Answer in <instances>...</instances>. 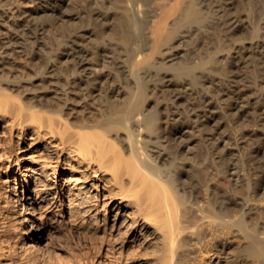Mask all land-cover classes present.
I'll list each match as a JSON object with an SVG mask.
<instances>
[{"label": "bare ground", "instance_id": "bare-ground-1", "mask_svg": "<svg viewBox=\"0 0 264 264\" xmlns=\"http://www.w3.org/2000/svg\"><path fill=\"white\" fill-rule=\"evenodd\" d=\"M31 1L32 19L6 31L27 54L0 50V126L40 153L20 177L11 163L0 175L10 182L0 180V264H264L256 0ZM232 50L237 64L259 60L257 75L248 74L254 86H232L242 69L218 66ZM221 83L235 100L231 112L212 86ZM216 107L236 125H213ZM214 128L216 151L211 139L214 151L206 147ZM3 138L0 159L9 160L12 140ZM51 208L66 214L58 221L73 225L82 253L43 243Z\"/></svg>", "mask_w": 264, "mask_h": 264}, {"label": "rangeland", "instance_id": "rangeland-1", "mask_svg": "<svg viewBox=\"0 0 264 264\" xmlns=\"http://www.w3.org/2000/svg\"><path fill=\"white\" fill-rule=\"evenodd\" d=\"M238 1V0H237ZM240 1V0H239ZM227 2H229L230 3V1H227ZM257 5V7H258V10H259V14H258V21H260V23H261V21H263L264 20V0H256L255 2H254V5ZM255 5V6H256ZM34 8V4L32 3V1L31 0H2L1 2H0V10L2 9V10H6V12H7V14L9 15V17L7 18L6 17V19H4V18H2V17H0V50H2V51H4V50H9V51H11L12 53L9 55V57H12V54H13V56L14 55H16L19 59H21V57H23L24 55H26L27 53H26V48L25 47H23L24 45H22L21 43H18V42H15L14 40H10L9 38V33H7V32H11V31H13L12 29H11V26H10V24L11 23H13V20L15 21V22H17V21H20V20H28V19H32L30 16H31V14H30V12H32V9ZM19 13H21L20 15H19ZM11 22V23H10ZM8 23H10L9 24V26H10V28L8 29L7 27H8ZM7 31V32H6ZM20 40H22V39H20ZM12 41V42H11ZM249 41L250 40H248V39H246V42L245 43H249ZM238 43V40L237 41H235V40H227L226 41V43ZM24 48H25V50H24ZM261 47H260V50H258V52L260 51L261 52ZM8 52V51H7ZM231 55H232V57H230L232 60H233V57H234V60H235V62H234V60L232 61V63H231V59H229L230 60V62H229V60H223V64H222V62H220V63H218V66H220V68L222 67L221 65H224V63L225 64H229V66H228V64L227 65H225L224 67L228 70H225V68H224V70H225V75L227 74V73H229V74H231V71L229 70V69H233V68H237L238 70H241L242 69V71H240V73H242L241 74V78L240 77H238L237 76V78H236V76L234 77V76H231V81H232V86L234 85V83L235 82H238L237 84H239V85H242L243 86V84L245 85V84H251L252 83V85L254 86L255 84H253L254 82H253V78L251 79L252 80V82H251V80L248 78L249 76H250V78H251V74H252V77H253V75H257L256 74V70H257V68H256V66L258 65V68H259V63H258V61L259 60H257V63H256V60H253L252 62L251 61H249V63L248 62H246L244 59H240V58H237L238 59V62L240 63V64H237V61H236V59H235V57L237 56V53L234 51V50H232L231 51ZM223 56H220L219 55V58L221 59ZM227 63H226V62ZM219 64H221V65H219ZM230 64H232V65H230ZM244 64H246V66L244 65ZM253 64H257L256 66L255 65H253ZM243 65V67H245V68H242L241 66ZM227 66V67H226ZM255 66V67H254ZM228 67H229V69H228ZM241 67V68H240ZM248 67V68H247ZM254 68H256V69H254ZM222 69H223V67H222ZM248 69V70H247ZM245 70V71H244ZM252 70H253V72H252ZM255 70V71H254ZM226 71H227V73H226ZM249 71H250V74H249ZM245 72H246V74H245ZM255 72V73H254ZM254 73V74H253ZM229 74H227V75H229ZM248 74H249V76H248ZM227 75L225 76V78L227 77ZM247 77H246V76ZM246 77V78H245ZM261 77V76H260ZM244 78V79H243ZM241 79V82H239V80ZM247 79H248V81H247ZM257 79H259L258 81V83H260L261 81H262V79H260L259 77H257ZM242 80H243V82H242ZM246 81V82H245ZM249 81H250V83H249ZM208 84V83H207ZM223 84H224V86H223ZM261 84H264L263 83V81L261 82ZM162 85V86H161ZM163 85L164 84H160V86L163 88ZM213 87H214V90H216V91H218V95L221 97V106H223L224 105V107H225V109H230V104H228L230 101H231V103L232 104H234V102H235V100L233 99V100H231V97L228 95V94H226L224 91L225 90H227V88H228V86L227 85H225V83H221V87L219 86V84H214V85H212ZM218 86V87H217ZM227 86V87H226ZM212 87V88H213ZM217 89H219V90H217ZM220 87V88H219ZM164 88H165V86H164ZM222 88H223V90H222ZM245 88V87H244ZM225 89V90H224ZM188 90V89H187ZM186 91V90H185ZM164 93V92H163ZM164 96V95H163ZM250 99H251V97H250ZM229 100V101H228ZM185 104L183 103L182 104V102H184V99L182 100V102H181V104H179L180 105V107L182 108L183 106H185V105H187V103L189 104V106H191L190 104H192V103H194V102H197L198 101V97L196 98L195 96L194 97H188V100L187 99H185ZM227 102V103H226ZM226 104V105H225ZM227 105H229L228 107H226ZM219 108H222V107H216V108H213V109H211L210 110V113L211 112H213V113H211V114H214L215 115V119L211 122L213 125H217L215 122H220V123H223V127H226L225 126V123H226V125H228V127H230L231 125H233V127H234V125H236V123H237V117L235 116L234 117V119H236V121L234 120V122L232 121V115L233 114H229L230 116H228L227 115V113L225 112V110L222 112ZM232 108V107H231ZM183 109V108H182ZM220 110V111H219ZM228 111H230L231 112V110H228ZM219 112V113H218ZM210 113H208V114H210ZM222 114V115H221ZM224 114H225V116H224ZM227 116L229 117L228 118V120H229V122H228V120H227ZM232 116V117H231ZM223 117V118H222ZM224 117H225V120H223L224 119ZM232 119H231V118ZM205 116H203L201 119H199V121L197 120L196 122L197 123H195L194 122V125L196 124H199L200 123V121H203V120H205ZM217 118L219 119V121L217 120ZM230 120H231V122H230ZM222 121V122H221ZM225 123H224V122ZM2 123V122H1ZM215 123V124H214ZM230 123H232V124H230ZM4 124V123H3ZM0 125H2V124H0ZM195 125V126H196ZM222 126L220 127V129H222ZM210 128V127H209ZM195 130H197V128L195 127ZM225 130V128H223L222 130H219V131H222V134H223V132H225L224 131ZM198 132V131H197ZM211 135V137L208 135V133ZM206 132V142H208L207 144H209L210 142H209V140L210 141H212V139H214V137H216L217 135V130L214 128V129H209L208 131ZM227 132H225L224 134H226ZM11 134H12V136H11ZM232 136V141H233V143H234V138L236 139V137L234 136V134L232 133L231 134ZM9 136V137H8ZM12 137V139H10L11 137ZM207 136H208V138L209 139H207ZM212 136H214L213 138H212ZM4 137V138H3ZM14 137V138H13ZM234 137V138H233ZM0 138H3V140L4 141H6V142H9V141H11L8 145H9V152H12L11 154H13V155H11V158H9V160H8V158L6 159V160H1L0 159V162H2V163H0V175L2 176L3 175V170H4V167L6 168L7 167V165H8V163L10 164L11 163V165L14 167L13 168V170H14V174H15V176L17 175H19L20 173H19V171L20 172H22V171H24L25 170V168H26V166H24V165H30L31 164V162H29L31 159H33V156L34 157H38V155H39V153H40V146L38 145V144H36L35 142H33L32 141V139H30V137H28L27 135H25V137L23 138V135H21L20 133L18 134V132H13V133H10V132H8V130H6V129H4V127L2 128L1 126H0ZM7 138V139H6ZM25 140V141H24ZM18 141H19V143H18ZM214 141V140H213ZM212 141V143H214V146H213V144L211 143V144H209L208 146H206L207 148H208V150H209V148H210V150H213L212 148L214 147L215 149V151H216V144H215V141L213 142ZM16 142V144L14 145V143ZM216 142H217V140H216ZM236 142V141H235ZM239 142H242V140L240 139L239 140ZM234 145H235V143H234ZM234 145H233V149H235V147H234ZM212 147V148H211ZM13 148V149H12ZM12 149V150H11ZM16 149V150H15ZM213 150V151H214ZM15 153V154H14ZM18 156V157H17ZM21 159H20V158ZM17 158V159H16ZM30 159V160H29ZM14 160V161H13ZM20 162H19V161ZM20 164V165H18V163ZM23 161H25V162H23ZM2 164V165H1ZM5 164V165H4ZM7 164V165H6ZM24 166V167H23ZM16 172V173H15ZM19 173V174H18ZM19 177H20V175H19ZM62 176H59V179L61 178ZM0 180H1V182H4V185H6V184H9V183H7L8 181H7V178L5 177V176H3L2 178H0ZM1 201H3L4 200V196H2L1 195V199H0ZM4 203V202H3ZM39 209V208H38ZM56 209V208H55ZM36 210H37V208H36ZM40 210V209H39ZM39 210H37V212H36V216H37V218L39 219V222L41 221V215H40V213H39ZM53 209L51 208V209H48L47 211H46V213L44 214V218L46 217V215L48 216L47 218H45V220H48L46 223H44V225H45V227H44V229H43V231H45L44 233H45V240H44V242L43 243H45L46 244V246L47 247H50V249H51V252L53 253V252H56V250L57 251H61V254L64 256V254L65 253H67V251H72V248L74 247V249H73V252H70V253H82L81 252V250H80V248L81 249H84L83 248V245L84 244H82L81 246L79 245V243H80V241H79V238H78V236L76 235L78 232L77 231H75V229L73 228V227H71V226H73V225H69L68 224V222H64V221H68V219H63V221L62 222H60L59 223V221H61L62 220V216H61V214L64 216V217H66V214L64 215L62 212H61V214H60V211H57L56 213H54L53 214V211H52ZM53 214V215H52ZM55 215V216H54ZM51 216V217H50ZM20 217H22V214H21V216ZM40 217V218H39ZM59 217V218H58ZM63 217V218H64ZM83 217H85V216H83V215H80V217H79V220L80 219H82ZM10 218L12 219V221H14V218H13V216H10L9 215V220H10ZM56 220H55V219ZM59 219H61V220H59ZM83 219H85V218H83ZM82 219V220H83ZM51 220V221H50ZM52 220H54L53 222H52ZM59 220V221H58ZM57 221H58V223L60 224V225H58L57 224ZM11 222V221H10ZM49 222V223H48ZM51 222H52V224H51ZM64 224V225H63ZM47 225V226H46ZM53 225L56 227L57 225V228H54L53 227ZM47 227V228H46ZM71 227V228H70ZM56 229V230H55ZM50 230H51V232H50ZM52 230H53V232H52ZM74 230V231H73ZM49 232H50V234H53V235H51V238H50V234H49ZM77 232V233H76ZM48 233V234H47ZM12 235L14 234H16V232H12L11 233ZM14 235H13V237H14ZM47 235H49V236H47ZM57 236V237H56ZM50 239V240H49ZM52 242H54V243H52ZM57 242V243H56ZM51 244V245H50ZM54 244V245H53ZM55 244L58 246H55ZM58 244H61V245H58ZM50 245V246H49ZM71 245V246H70ZM52 246H55V247H57V249H54ZM60 246V247H59ZM78 246H80V248L78 249H75L76 247H78ZM85 246V245H84ZM72 247V248H71ZM86 247V246H85ZM68 248H71V249H69L68 250ZM60 249V250H59ZM75 250V251H74ZM77 250V251H76ZM80 250V251H79ZM83 251V250H82ZM65 252V253H64ZM65 255H67V254H65ZM4 260H3V262L5 261V262H10V260H8V258L6 259V258H3Z\"/></svg>", "mask_w": 264, "mask_h": 264}]
</instances>
